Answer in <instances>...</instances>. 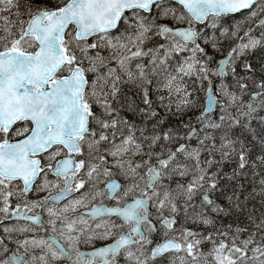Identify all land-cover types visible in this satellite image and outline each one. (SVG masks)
<instances>
[{"label": "snow or ice", "instance_id": "6c2138e0", "mask_svg": "<svg viewBox=\"0 0 264 264\" xmlns=\"http://www.w3.org/2000/svg\"><path fill=\"white\" fill-rule=\"evenodd\" d=\"M0 264H264V0H0Z\"/></svg>", "mask_w": 264, "mask_h": 264}]
</instances>
